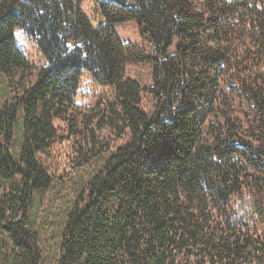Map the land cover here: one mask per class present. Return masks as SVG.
<instances>
[{
	"label": "trees",
	"instance_id": "obj_1",
	"mask_svg": "<svg viewBox=\"0 0 264 264\" xmlns=\"http://www.w3.org/2000/svg\"><path fill=\"white\" fill-rule=\"evenodd\" d=\"M85 1L0 0V264H264V0Z\"/></svg>",
	"mask_w": 264,
	"mask_h": 264
},
{
	"label": "rangeland",
	"instance_id": "obj_2",
	"mask_svg": "<svg viewBox=\"0 0 264 264\" xmlns=\"http://www.w3.org/2000/svg\"><path fill=\"white\" fill-rule=\"evenodd\" d=\"M82 7L87 12H91L94 5L91 0H86L82 4ZM114 29L122 43L135 45L140 49H148L145 45L141 43L134 23H125L119 26H115ZM126 75L127 77L138 81L144 87H150L153 85L152 65L150 64L130 63L126 67ZM36 76V70H33L31 76L28 78L23 77L21 74H19L15 81L16 88H13V90L17 92V87H24L30 84H34L36 81ZM97 94H100V89L93 84L92 80L88 76H85L82 85L80 86V93L75 99L76 105L69 115L71 123H67V121L57 122L59 136L64 138L62 140L63 143L59 144L57 148V152L59 154H63L62 150H69L70 144L67 143L69 141H71V143L73 142L74 146H78L80 138L83 136V127L81 125V122L85 121L84 119L87 114H90L91 107H93L97 102ZM231 104L233 110H235V115L241 118V110L239 108V103L237 102V100L233 99L231 101ZM71 124H73V127L70 126ZM0 249H2L1 245Z\"/></svg>",
	"mask_w": 264,
	"mask_h": 264
}]
</instances>
